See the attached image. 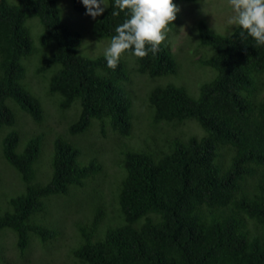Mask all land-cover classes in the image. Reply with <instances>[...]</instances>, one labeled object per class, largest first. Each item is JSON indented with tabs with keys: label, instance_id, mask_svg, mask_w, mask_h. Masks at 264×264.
Returning <instances> with one entry per match:
<instances>
[{
	"label": "trees",
	"instance_id": "obj_1",
	"mask_svg": "<svg viewBox=\"0 0 264 264\" xmlns=\"http://www.w3.org/2000/svg\"><path fill=\"white\" fill-rule=\"evenodd\" d=\"M107 5L90 22L99 41L110 40L127 16H111L113 0ZM63 8L85 17L81 0H0V159L19 177L11 182L16 196L0 209V241L13 234L18 257L32 262L33 242L52 245L62 237L54 226L59 220L48 225L47 219L53 199L65 197L55 214L79 219L66 258L56 249L64 264H264V46L240 38L235 27L221 32L195 24L192 37L198 34L204 50L198 68L213 77L193 96L168 40L137 61L127 51L126 62L111 69L104 55L82 51L83 34ZM178 23L179 13L171 31ZM134 74L178 76L149 92L147 122L134 113L124 88ZM34 78L66 120L78 109L52 143L47 173L45 135L18 129L19 113L38 125L45 121ZM140 118L144 141L130 146L123 139ZM95 121L105 137L111 132L122 141L108 162L95 152L87 156L79 142ZM191 122L203 134H187ZM90 181L98 192L77 208L71 195ZM0 264L10 262L0 257Z\"/></svg>",
	"mask_w": 264,
	"mask_h": 264
},
{
	"label": "rangeland",
	"instance_id": "obj_2",
	"mask_svg": "<svg viewBox=\"0 0 264 264\" xmlns=\"http://www.w3.org/2000/svg\"><path fill=\"white\" fill-rule=\"evenodd\" d=\"M12 3H16L17 0H9ZM206 3L205 10L203 0H199V2H186L181 3L179 8L181 9L179 12V23L175 26L176 31H170L168 33L167 40L172 46V51L176 54L177 58L180 61L182 66L181 73L184 74V80L187 81V86L191 91L193 96H196L198 93V84L200 82L209 81L213 77V72L209 69L198 68L196 61L200 59L203 55L204 50L202 47L199 48V38L198 34L196 37H192L194 32V25L200 21L205 22L212 29H216L217 31H224L227 28H234V26H230L227 24L228 18L231 16V8L228 5V0H204ZM107 4V0H105ZM183 6V7H182ZM70 8V6H69ZM64 16L70 20V25L76 29L81 30L83 34V44L82 51L89 55L87 57L97 58L99 56L104 55V50L110 43V40H97L92 33V25L90 22L94 23L101 16H98L96 19L91 18L88 15H84L85 17H80V15L75 14L71 9L68 12L67 9L63 8ZM70 12V13H69ZM87 16V17H86ZM178 21V20H177ZM177 23V22H176ZM183 28L184 32L180 29ZM123 56H130L127 53L123 54L121 59L126 62ZM135 58V56H132ZM137 61V60H136ZM132 69V68H131ZM129 74V72H128ZM131 74V73H130ZM129 74V76H130ZM33 76L30 75L29 78ZM174 78V79H172ZM178 76H173L171 78H149L145 75L134 74L131 83L124 84V88L132 99L133 103V111L136 115L141 116L142 122H147L146 118L150 117L146 113L148 110V98L149 92L160 83H170V79L175 83ZM198 81V79H200ZM30 84L35 87L37 90V95L40 97L43 108L45 111V121L40 125L35 124L32 119H30L26 114L19 113L18 115V124L19 130H22L26 133L31 134H44V154L42 163L44 164L43 170L47 173L50 169V158L53 154V141L60 136L62 130L66 129L68 125L71 123L74 118L75 112H78V109L75 107L68 111L66 114L67 120L65 119V114H59L57 111L56 101L52 97H47L44 92L39 90L37 85V80L34 78ZM201 84V83H200ZM197 90V91H196ZM196 91V92H195ZM200 91V89H199ZM135 120V125L132 131V136L127 139H123L126 143L131 145H137L143 143L145 138L146 128L143 124L139 123L141 121ZM187 134L192 133V135H201L203 134L201 128L197 123L191 122L184 129ZM153 132V131H152ZM190 132V133H189ZM118 136L109 132L108 136L105 137L99 130L98 122H94V128L91 132L82 136L79 139V142H82V146L84 147L85 153L87 156H92L94 152L101 159L108 162V157L112 158L115 153H117L121 147L122 141L117 140ZM112 151V152H111ZM122 151V150H121ZM120 151V152H121ZM111 168L109 167L108 172L111 176L114 171H116L115 167L109 163ZM2 159H0V209L5 210L8 208L7 201L9 198L16 196V192L18 191L17 185L11 183L13 180H17V173L11 169V167L5 166ZM7 167V168H6ZM14 174H13V172ZM16 175V176H15ZM19 179V177H18ZM98 192V188L96 184L92 181L88 182L87 186L83 189H74L71 195V201L77 208H84L85 205H88V199L95 196L96 193L93 190ZM65 197H58L53 199L56 204V208L53 211L54 215H50L47 219L48 225H54L56 220L58 224L54 225L57 228L62 230V237L55 239L52 245H45L33 242L32 249L28 253V258L32 261L29 264H60V257L55 255L57 252L56 249H59L58 252L61 253L62 259L66 258V249L68 245L72 242L71 233L74 232L73 225L78 221L79 216L75 213H69L65 218V214L63 216L55 214L58 209L57 205L59 203H65ZM108 203L110 202V198L107 197ZM62 212L66 211V208L61 209ZM73 222V223H72ZM54 223V224H53ZM4 238L0 241V257H2L3 262L4 259L9 260L10 264H28L26 257L19 258L17 249L14 246L15 238L13 234H7L3 236ZM71 241V242H70ZM3 250V251H2ZM53 254V255H50ZM56 257H53V256ZM61 259V263L64 264V261Z\"/></svg>",
	"mask_w": 264,
	"mask_h": 264
},
{
	"label": "clouds",
	"instance_id": "obj_3",
	"mask_svg": "<svg viewBox=\"0 0 264 264\" xmlns=\"http://www.w3.org/2000/svg\"><path fill=\"white\" fill-rule=\"evenodd\" d=\"M81 3L86 8V15L93 19L103 15L108 7L105 0H81ZM203 3L204 11V0ZM228 5L231 16L227 24L239 29L240 38L250 37L257 45L264 46V0H228ZM113 9L111 16L117 17L121 13H127V16L115 28V34L104 50L107 66L111 69L118 66L127 51L137 58H145L149 52L158 53L181 10L174 0H113ZM181 30L184 32L183 28Z\"/></svg>",
	"mask_w": 264,
	"mask_h": 264
}]
</instances>
